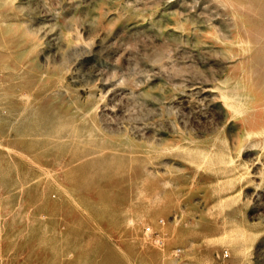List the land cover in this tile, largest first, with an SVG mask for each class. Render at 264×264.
Returning a JSON list of instances; mask_svg holds the SVG:
<instances>
[{"label":"rangeland","instance_id":"obj_1","mask_svg":"<svg viewBox=\"0 0 264 264\" xmlns=\"http://www.w3.org/2000/svg\"><path fill=\"white\" fill-rule=\"evenodd\" d=\"M0 264H264V0H0Z\"/></svg>","mask_w":264,"mask_h":264},{"label":"bare ground","instance_id":"obj_2","mask_svg":"<svg viewBox=\"0 0 264 264\" xmlns=\"http://www.w3.org/2000/svg\"><path fill=\"white\" fill-rule=\"evenodd\" d=\"M13 16H14V14H13ZM10 31H12V29H7L6 30V32H10ZM13 32V31H12ZM5 35L4 36H6V35H8L9 33H4ZM46 77V75H44V73H40L38 76H37V80H38V83H39V85H41L43 82H44V80L46 79L45 78ZM248 128V127H247ZM131 223V222H130Z\"/></svg>","mask_w":264,"mask_h":264},{"label":"built area","instance_id":"obj_3","mask_svg":"<svg viewBox=\"0 0 264 264\" xmlns=\"http://www.w3.org/2000/svg\"><path fill=\"white\" fill-rule=\"evenodd\" d=\"M148 231H150V229H148ZM223 257L226 259V258L229 257V254L228 253H225Z\"/></svg>","mask_w":264,"mask_h":264}]
</instances>
